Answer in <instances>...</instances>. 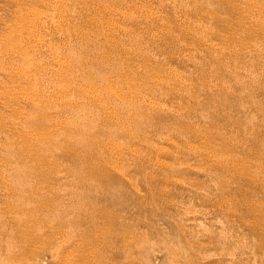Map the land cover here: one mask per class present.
<instances>
[{"label": "rangeland", "instance_id": "1", "mask_svg": "<svg viewBox=\"0 0 264 264\" xmlns=\"http://www.w3.org/2000/svg\"><path fill=\"white\" fill-rule=\"evenodd\" d=\"M0 264H264V0H0Z\"/></svg>", "mask_w": 264, "mask_h": 264}]
</instances>
